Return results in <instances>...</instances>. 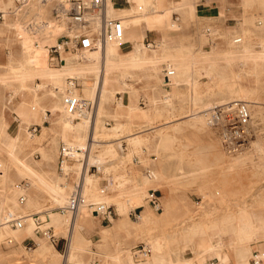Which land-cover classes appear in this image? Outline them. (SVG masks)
Returning <instances> with one entry per match:
<instances>
[{
  "label": "rangeland",
  "instance_id": "obj_1",
  "mask_svg": "<svg viewBox=\"0 0 264 264\" xmlns=\"http://www.w3.org/2000/svg\"><path fill=\"white\" fill-rule=\"evenodd\" d=\"M55 1L57 0H50L46 3V15L43 13L45 10H40L39 12L32 11V13H28L23 17V24L25 27L29 28L32 26L31 30L33 31V33L31 30L26 31L27 34H24V36L35 42L41 39L48 41L47 47L55 43L53 38L55 35L57 37L61 31V28H55L53 25L54 22L52 21L51 6L52 2ZM122 2L124 1L118 0L117 4H122ZM117 4L116 6H118ZM14 7L15 5L13 4L10 10ZM121 7L126 6L123 4ZM157 12H159V9L152 6H143L136 14H140L141 20L146 21L149 15L156 14ZM128 15L129 14L112 16V18L121 19L125 33L130 31L129 26L134 24L126 20ZM246 15L249 19H252V29L243 34L242 38L252 43L255 47H258V43H264V29L262 28L258 31L254 29L262 26L264 23V7H254V9L247 11ZM41 16L42 18L40 19ZM176 18H179L178 21ZM172 19L176 23H180V16L178 13H173ZM41 20H43V22ZM44 22H46L47 25H44ZM28 23L31 25H28ZM34 24L36 27H34ZM181 24L182 28L177 31L157 30L146 32L143 31L140 26V33H143L142 42L144 39L154 41L155 46L152 48L147 47L145 42L143 43L147 49L156 50L158 48L156 45H159L158 37L161 34L168 39L185 41L188 38L196 40L195 33H197V31L195 28L197 25L204 28L217 27V29H220L215 21L205 22L201 20H192L186 24L185 22H181ZM37 26L40 27L37 29ZM226 26L234 27L235 24H226ZM33 28L37 31H34ZM39 29L43 30H41L42 33H39ZM54 32L56 34H54ZM49 33H53L54 36L51 37ZM215 41L218 42L219 40L216 39ZM207 42V45L203 47L205 50L209 49V45H212V38L208 36ZM16 47L17 37L15 31L13 29L3 28L0 31V74L8 70L10 52ZM199 54L200 52L197 56ZM97 55L99 56V51H97ZM66 56H68V62L71 64L76 65L79 63L78 61H81L80 63L82 64L89 62L87 59H83L85 54L81 56L82 58L75 54H63L64 59ZM14 57L13 55V58ZM47 65L52 68H58V66L62 64H51L47 56ZM219 65L223 67H219L218 73H223L227 76L237 74L239 76V78L236 79L237 82L255 88L256 90L255 94L250 96L248 100H256L262 103L260 106L263 107L259 109L252 107L251 113L257 130L251 142L258 141L260 143L259 147H252L253 145H249V147L241 153L235 155L225 154L221 148L217 134L211 130L207 124L203 128H194L184 124L187 118L183 116L189 114L186 110H184L186 113L180 116L170 114L168 118L160 117L149 122L142 119L133 120L127 133L123 132L111 136H109L110 133H108V130L117 122L127 125L130 123L129 118L127 116H104L100 121L101 128L105 131L106 135L102 137L94 135V138L95 141L105 140V143L94 142L95 145L92 147L91 155L100 157L108 141L112 144V154H105L100 164H93L98 167L99 170L97 172H94L93 169L88 170L89 165L86 166L87 172L92 179L90 185L92 191L90 192V199H88L87 203L98 204L93 198H108L109 201L102 203L113 206L117 216L112 220V223L103 224L98 218L91 215L90 212L92 209L87 206L89 215L86 220L88 221V226L82 227L77 234L69 239L66 231H68L71 224L60 229L49 219V213L52 211L60 213L62 219H70L68 213H62L59 210V208L64 205H59L52 201L32 179L17 176L10 169L8 172L11 174V184L15 185L17 203L25 205L26 202L31 199L34 204L27 213L41 216L43 212H47L48 226H51L54 236L58 238V243L57 246H52L43 236L34 235L33 229L23 242L21 240L18 241V238L16 240L11 234L0 236V264H60L67 253L69 254L72 250L73 243L76 246V250L81 252L82 260L81 262L77 260L72 261V264H112L106 257L107 254L114 253L121 248L125 249L122 250L123 252L127 250V253L131 256L134 263L138 264L145 261L148 256L143 260H134V254L139 256L140 253L138 249L145 246L149 251L148 255H150L152 250L150 241L157 236L173 234L189 224L203 225L205 227V233H196L189 244L184 248L185 250L181 248H171L172 257H184L189 259L195 257L198 252H200L201 248L199 247V242L203 240L204 243L207 242L205 239H211L212 233L218 232L220 237L226 236L230 227L228 218L236 217L239 212H245L246 215L251 218L257 217L262 219L264 224V72L259 73L257 79L256 75H254L256 72L252 70V64L250 62L243 63L242 61H238L232 63L231 66H226L220 61ZM194 77L199 83V93L202 98L204 96V100L210 89H214L211 88L213 83L209 80V76L206 72L204 73L200 65L196 66ZM80 78H83L81 85L84 88L86 86H94L97 80V77L94 75H80ZM75 79L76 87L80 89V80L77 78ZM125 81L131 84L137 91V106L144 110L149 109L152 105L150 98L157 94L153 86L154 81L149 80L141 73H133L132 77L125 79ZM208 87H210V89ZM84 88L75 90L73 94H78L84 98H93V96L87 95L85 92L87 90H84ZM217 89L218 88L215 87V91H217ZM1 93L0 109L6 104L9 90L0 86V94ZM188 93L189 92L185 88H181L176 92L173 101L177 109L176 111H178L179 108L188 107L190 103L187 99ZM141 100L145 102L144 106L140 104ZM13 102H15L14 99ZM112 103H114V95L107 105H105L110 113L117 110L120 105V103L114 105H112ZM10 106L12 107L13 104ZM96 111L97 107L95 112ZM74 122L82 121L78 120ZM43 124L45 126L49 125L48 121H45ZM37 129L38 132L35 135L39 136L41 134L40 126H38ZM144 132H148V134L145 135L146 141L137 149L133 148L128 137H125L127 134L139 135ZM115 138L120 140L114 141L113 139ZM62 143L68 145L66 140L63 142L55 133L48 132V134L43 137L40 145L53 156V159L50 160L51 163L49 166L43 163L36 167L39 171L53 177L59 175L57 180L60 184H65L67 186L66 197L69 198L72 186L77 182V179L69 182L58 170L57 156L59 147ZM74 144L76 143L74 142ZM142 149L145 150V153L141 152ZM240 155L246 156L245 158L237 159ZM134 157H138L140 162L138 165L133 161ZM0 158H5V154L1 150ZM30 159L33 163H39L41 161L40 152L38 150H33ZM77 165L79 168L81 167V158L78 160ZM138 166H141L145 172H141ZM152 173L159 174L153 175ZM140 176H152L154 182L150 188L158 189L162 196V211H155L150 206H146L143 200L141 201L140 206L143 207L140 208L138 212L142 209H147L152 219L151 223L145 225L140 223V217L133 219L129 216V211L134 209L130 202H127L125 205L124 213L117 207L115 202V200L123 202L128 199L127 194H125L126 183L129 184V181L132 179L136 180ZM109 177L112 178V185L106 186L103 179ZM21 182H26L28 184L27 190L25 191V199L22 202L19 200L21 191L17 188ZM101 189H104V191L101 192ZM145 194L146 192L143 197ZM64 204L66 205L67 202ZM5 212L6 209H2L0 198V222ZM40 219H43V217ZM213 224L214 226L211 227ZM24 227L26 228L23 223L21 228H9L14 229L17 235L24 231ZM8 238L13 239L14 243L5 245L4 242ZM261 239L264 240V238ZM39 246L46 247L47 251L45 256H39L34 252ZM55 259H57V263H55Z\"/></svg>",
  "mask_w": 264,
  "mask_h": 264
},
{
  "label": "bare ground",
  "instance_id": "obj_2",
  "mask_svg": "<svg viewBox=\"0 0 264 264\" xmlns=\"http://www.w3.org/2000/svg\"><path fill=\"white\" fill-rule=\"evenodd\" d=\"M26 1H27L26 5L23 10H20L17 7H14L13 9L10 10V7H12V5L14 4V0H0V11L3 12L2 21L0 22V31L3 28L13 29L17 37V47L10 52L9 65L7 68L8 70L0 74V86L12 92V98L10 103L5 104L4 106L8 107V109L10 110H14L15 107L18 105V100H16L17 97H21V102H25V104L29 106H33V108L37 110V114H38L37 123L40 124L41 134L39 136L34 135V137L32 138L31 134L28 131H26L27 124L22 123L21 128L22 130H25V135L21 137L22 145H24L25 143L29 145L31 141L33 142V144L36 143L40 144L43 137L48 132H53L56 135L60 134L65 137V133L67 131H71L76 135L74 142L77 144V146L80 147L81 150L79 152L75 150H71V159L70 161L66 162L63 167L64 168L63 176L66 177V179H68L69 182H71L78 179L79 177L81 167L79 168L77 165L78 160L84 157L83 150L87 149L86 145L89 139L87 136L86 124L88 123L90 126L93 117L90 121L83 119L81 120L82 122H77L75 123V125L74 124L72 125V123H70V120L71 122H73V120L70 117H68V115L65 113L61 102L62 97L67 93L66 90L67 78L65 77L67 76L68 78L78 77V76L80 77V75H85V76L94 75L98 77L99 56L97 55V51L99 50H91L87 53H84L86 58L84 57L83 59H87L89 61L88 63L85 64L77 63L76 65L71 64L68 62L69 60L68 56H66L65 64H62L61 67L59 68L49 67L47 65L48 41L41 39L38 40V42H35L30 40L28 37L24 36V34L25 35L27 34L26 31L31 30L32 26L27 28L23 24V17L26 16V14L32 13V11L39 12L40 10H45L46 3L43 2V0H26ZM59 1H63V0H59ZM127 1L131 6V9L128 10L117 7L112 2V0H106L108 16L112 17L116 15L119 16V15L136 13L143 6H152L156 9H159L158 0H127ZM43 13L46 15V10ZM42 16L40 17V19L42 18ZM161 17L162 15H160V13L157 12L156 14L149 15L146 19L158 20ZM41 21L43 22V20ZM44 23H45L44 25H47L46 22ZM28 25L31 24L28 23ZM53 25L55 26V28L58 29L61 28V26L55 23H53ZM34 27H36L35 24ZM38 27L40 26H37V29ZM41 30L39 31V33L41 32ZM49 34L51 37L54 36L53 33L52 34L49 33ZM54 34L56 33L54 32ZM216 39H218L219 41L216 42L215 41ZM56 40L57 37L55 35L53 41ZM214 42L215 45L212 51L208 53L200 52L198 56L190 55L192 54L190 50V43L187 42L185 43L183 51H185V53L189 55L178 54L173 56V58L171 59L172 62L169 65H167V70L165 72L158 68L156 69L153 68L146 71V73L144 74L146 78H148L151 81L153 80L154 82H159L160 86H162V88L160 87L156 89L157 94L151 99L152 105L150 107L149 112L155 110L156 112L161 114V117H167V118L170 117V114L172 115L176 114L180 116L188 112L189 114L183 116L184 118H187L184 124L194 128H203L206 125V114H205L206 110H208L213 105L242 100L249 102L251 108L252 107L256 109L263 108L262 106H260L262 105V103L256 100L255 101L248 100L250 96H253L255 94L256 92L255 88L248 87L242 83L237 82L236 79L239 78L237 74L227 76L223 73L222 74L218 73L217 71L219 70V67H223L219 65L220 61L223 65L226 66H231L232 63L238 61L240 62L242 61L243 63L250 62L252 64V70L256 72V74L254 75H256L258 79L259 73L264 72V43L260 42L258 43L259 46L255 47L252 43L243 40L242 34L239 31L231 32L225 30L223 31L222 29L216 35H214ZM256 48L258 49L261 48V49L258 50ZM113 50H115L114 46H111V44L106 45L107 62L105 65L106 66L105 80H112L119 75L118 74L119 72H116V70L110 71L112 70V68H114L112 66V64H114L113 54H112ZM142 52L144 53L143 50ZM13 55L15 56L14 58ZM145 58L146 56L143 55L142 57L135 60L130 59L131 66H135L138 62L140 63L143 62ZM198 65L202 66L204 73L205 72L207 73V75L210 78L209 80L213 83L211 88H214V89H210V87H208L210 91L208 92L207 95L208 97L206 96V99L204 100H203L204 96L202 98L199 93V83L194 77V72L196 66ZM191 69H193L194 72H192ZM133 73L134 72H132V74ZM36 78L40 80V83H38L37 85L34 84ZM163 86H167V89L165 90H167V92L169 93V95L165 99L162 98V93L164 92ZM215 87L218 88L217 91H215ZM76 88L77 87L71 89V94H73L72 92ZM181 88L183 89L185 88L189 92L187 94V99L189 100L190 103L187 108H179L178 111H176L177 109L175 108L173 101L176 92ZM85 92L89 96H94L91 90H87ZM73 95L81 97L78 94H73ZM13 99L15 100V102H13ZM89 99H93V98H89ZM11 104H13L12 107L10 106ZM3 108L4 107H1L0 110L2 111ZM47 110H49L52 114L59 112L65 117L62 116L57 120H50L49 126H44V125L42 126L41 121L43 118H47L46 116ZM184 110H186V112H184ZM93 140L96 143H103V141H95V138ZM128 140L130 141V144L135 149H137L146 141V138L137 136L132 138L128 137ZM94 145L95 144L93 143L90 145L89 148H91V151ZM249 145H253L252 147H259L260 143L258 141H252L250 142ZM18 150L19 149H16L15 152H8V155L10 157L9 160L10 164L13 167H15V165H21L22 172L24 174H26L29 178L32 177L34 179L36 177L39 183V188L45 193L54 196L55 199L58 198L61 199L60 203L68 202V198L66 197L67 186L66 188H60L58 186H55V181L59 175L53 177L42 171H39V169H37L36 167L39 164H43V163L49 166L51 163L50 160H52L50 153L45 149L40 148L39 152L41 154V161L39 163H35V162L33 163L30 159L31 153L29 151L30 150L29 146L27 149L22 148L21 153L18 152ZM245 156L246 155H240V157H238L237 159L245 158ZM4 166L5 163L0 162V167L3 168ZM152 174L156 175L159 173H152ZM80 178L82 179V173L80 175ZM5 180H9L8 177H6ZM3 182H4V178L0 177V195L2 196L4 195L6 199L3 208L6 209V212H10L15 216L20 217V214L24 213L25 210H23L20 207V205L17 203V196H16L17 192L15 188L4 189V186L2 185ZM153 182L154 180L152 178L150 180H144V183H139L137 179L136 180L132 179L131 181L128 182L129 184L126 183L125 194H127L128 199L123 201L125 203L115 200L117 207L120 208L124 213V207L127 204V202H130L132 204V207L134 208L140 206L144 193L147 191L149 187H151L152 185L151 183ZM91 183H92V179L90 175H87L85 179L82 180L81 191H82L83 203L79 207V210L75 214L70 216V219L68 218L62 219L61 217L62 215L57 212H50L49 214L50 221L60 229L71 224L69 227H71L70 230L71 229L73 230L72 236L77 234L82 227L88 226L87 225L88 221L86 220V218L89 215L87 210V205H88L87 201L88 199H90L89 196H90V192L92 191L90 188ZM93 199L97 203L109 201L108 198H99V199L93 198ZM139 217H140L139 221L142 225L149 224L152 222L151 216L147 211V209H142ZM228 220L230 223L229 224L230 227L229 230L227 231L228 233L226 235L227 238L226 243L228 249H230L234 255L235 264H251L249 260L251 258L252 259L254 258V255L251 253V247H252L251 243H254L256 240L260 238H264V224L262 219H259L257 217L251 218L247 216L245 212H239L236 215V217L233 218L230 217L228 218ZM23 223L26 226L27 235L30 234L32 232L34 225L32 216L24 217ZM213 226L214 224L211 227ZM204 228L205 227L203 225L189 224L184 226L180 231L174 232L173 234H165V235L157 236L152 241H150L151 249H152L151 254L148 255V258L145 261L140 262L138 264H206L205 263L206 256L219 257L223 251L221 249V245L218 244L207 245L206 248L201 249L200 252H198V254L195 257L190 259H186L184 257L182 258L172 257L171 255L172 247H174L175 249L181 248L182 250H185L184 248L189 244V242L192 240V238L196 233L198 232L205 233ZM15 232L16 231L14 229L9 228V226L7 225H2L0 227V236L11 234L17 240V235L15 234ZM205 240L207 242H210L211 239L208 238ZM72 246L73 248L66 256L65 260H67V262H72L75 260L81 262L82 260L81 252L76 250V246L74 243L72 244ZM123 249L124 248H121L114 253L107 254L106 257L112 262V264H136L131 259V256L127 253L128 251L126 250L125 252H123L122 251ZM46 251L47 249L45 246H39L37 249L34 250V252L39 256H45ZM56 260L57 259H55V263H57ZM223 260L224 262H226L227 260L226 255H224ZM255 262H257V260Z\"/></svg>",
  "mask_w": 264,
  "mask_h": 264
},
{
  "label": "crops",
  "instance_id": "obj_3",
  "mask_svg": "<svg viewBox=\"0 0 264 264\" xmlns=\"http://www.w3.org/2000/svg\"><path fill=\"white\" fill-rule=\"evenodd\" d=\"M112 2L116 5L118 3V0H112ZM170 3V4H169ZM124 4L126 7H121ZM126 4V5H125ZM14 5L15 0H14ZM119 8L123 9H131V6L129 2H122V4H117ZM158 6H159V13L162 15L161 18L158 20H141V15L140 14H129L128 17H126V20L131 21L134 23L133 25L131 24L130 31L125 33L126 36V41L121 43H108L111 44V46H114L115 50H113V60L114 64L112 66V70L110 71H115L119 72L118 76L115 77L112 80H105V65L107 62V54H106V44L105 47L101 50H99V60H98V67H99V75L97 77V80L94 84V86H86L85 88L81 85V82H83V78L80 77H72V78H77L80 80V85L81 88L84 90H91L93 93V98H96V107L97 111L95 112L92 123L89 126L87 124V136H88V141H87V149L86 153H84V159L87 160V165L90 164H100L101 159H103V156L105 154H112V147H111V142L108 141L107 145H105V148L103 149L100 157H95L91 155V148L90 145L93 143L94 144V135H97L99 137H102L106 135L105 131L102 130L101 128V119L104 116H113V117H120V116H127L129 118V122L127 125L123 124L121 122L115 123L108 131L109 136L115 135L118 133H123V132H128L130 124L133 120H138L142 119L144 121H153L156 118H160L161 114L156 112L155 110L152 112H149V109H142L137 106L136 104V95L137 91L135 90L134 87H132L131 84L127 83L125 79L132 77V72L135 74L141 73L145 74L147 70L150 69H160L162 71L167 70V65H169L172 62V58L175 55L181 54H187L185 51H183L185 43L189 42L190 43V50L192 54L190 55H196L199 52L203 53H208L212 51L214 48L215 42H214V35H216L221 29L224 31H231V32H240L242 35L245 34L246 32L251 31L252 29V19H249L247 17V11H250L254 9V7H264V0H158ZM1 12V11H0ZM2 17H3V12ZM168 13V14H166ZM173 13H178L180 16V23H176L172 19ZM179 18H176L178 21ZM2 20V19H1ZM0 20V21H1ZM192 20H201V21H215L219 25L220 29H217V27L210 28V27H200L197 25L195 30L197 33L196 35V40L188 38L185 41H176L174 39H168L166 38L163 34H161L158 37L159 45L156 50H151L147 49L146 46L144 45L143 42L149 41L145 40L142 42L143 38V33H140L139 27H142L143 31L149 32V31H177L182 28L181 22L189 23ZM226 24H235L234 27H228ZM233 28V29H232ZM264 29V23L262 26L257 27L254 29L255 31H258L260 29ZM206 32H204V31ZM234 30V31H232ZM249 30V31H248ZM215 31V32H214ZM217 31V32H216ZM204 32V33H203ZM163 33V32H162ZM208 36L212 38V45H209V49L205 50L203 47L207 45V39ZM154 42V41H152ZM197 48V49H196ZM144 51V53L142 52ZM188 51V50H187ZM143 55L146 56L145 60L143 62H138L135 66H131V60L130 59H138L142 57ZM189 55V54H187ZM81 57V56H79ZM82 58V57H81ZM84 58V57H83ZM78 64L81 61H78ZM134 65V64H132ZM164 66V67H163ZM61 67L58 66V68ZM193 67V66H191ZM192 72H194L193 69H191ZM68 78V77H67ZM71 78V77H70ZM38 80V82H37ZM40 83L39 79H35L34 84L37 85ZM153 86L155 89L157 88H162L160 86L159 82H154ZM152 86V87H153ZM76 88L75 90H80ZM164 92L162 93V98L165 99L169 93L167 92V86H163ZM73 90V92L75 91ZM72 92V93H73ZM128 94V95H127ZM2 95V94H1ZM0 95V97H2ZM114 95V103H120L119 108L117 110H114L113 113H110V111L106 108L105 105L111 100L112 96ZM82 97V96H81ZM12 98V92L9 91L8 99H6V104L10 103ZM84 98V97H83ZM152 98H150L151 100ZM18 100V105L15 107L14 110L8 109V107L4 106L3 110H0V150L4 152L5 158H0V162H4L5 166L2 168L0 167V177L4 178L3 186L4 189H13L15 185L11 184V174L8 172L10 169L15 173L17 176H23V177H28L26 174L22 172L21 165H15L13 167L10 164V157L8 155V152H15L16 149H19L18 152H22V148H28L29 146V151L32 154L33 150H38L41 147L40 144L36 143L33 144L31 141L30 144L28 145L25 143L22 145L21 142V137L25 135V130H22L21 125L22 123L27 124L26 131H28L31 134V137L33 138L34 135L38 132L37 127L40 126V124L37 123L38 119V114L37 110L33 108V106H29L25 104V102H21V97H17ZM140 104L142 106L145 105V102L143 100L140 101ZM95 107V110H96ZM149 112V113H148ZM50 113V114H49ZM46 116L47 118H43L41 121V125L43 126L45 121H48L50 125V120H57L58 118L62 117L63 115L59 112L56 113H51L49 110L46 111ZM65 117V116H63ZM67 118V117H66ZM180 118V117H179ZM183 118V117H182ZM74 122V121H73ZM70 120V123L72 125H75V122L73 123ZM77 123V122H76ZM38 125V126H37ZM48 125V126H49ZM45 126V125H44ZM32 128H35V131L32 130ZM48 134V133H46ZM45 134V135H46ZM148 132H144L142 134H127L125 137H137L141 136L143 138H146L145 135H147ZM166 134V133H165ZM163 134V135H165ZM60 140L64 142V140L67 141L68 146L71 147V150L75 151H80V147L77 146V144H74L75 141V134L71 131H67L65 133V137L58 134L56 135ZM122 138V137H119ZM114 141L120 140L118 138L113 139ZM105 143V140L103 141ZM118 144V143H115ZM86 148V147H85ZM134 148V147H133ZM84 149V148H83ZM28 152V150H27ZM142 153H145V150H141ZM59 154V151H58ZM51 155V154H50ZM52 159L53 156L51 155ZM58 160V156H57ZM133 161L138 165L139 159L138 157H134ZM109 162V161H108ZM139 170L141 172H145V170L141 167L138 166ZM32 169V168H31ZM81 170V168H80ZM89 175L87 170L85 172L82 171V180L85 179V177ZM8 177L9 180H5V178ZM29 178V177H28ZM35 184L39 186V183L37 181V178L35 177L34 179L31 177ZM152 179V176H140L137 178L139 183H144V180H150ZM103 182L107 186L112 185V178H104ZM26 182H21L19 184H25ZM27 184V183H26ZM153 184V183H151ZM28 185V184H27ZM55 186H58L60 188H66L65 184H60L58 180L56 179L55 181ZM18 188V187H17ZM18 190H20L18 188ZM27 190V189H26ZM149 190H154L156 191V194L159 196V200L161 203V211H162V196L161 193L158 189H151L150 187L147 189L146 194ZM21 191V190H20ZM44 192V191H43ZM22 193V191H21ZM45 193V192H44ZM145 194V196H146ZM52 201H54L56 204L59 205H64V203H60L61 199H55L54 196H51L48 193H45ZM25 196V192H24ZM145 196L143 197L144 204L146 206H149L148 203H146ZM1 202H2V209L3 206L5 205L6 199L4 195H0ZM65 199V198H64ZM115 200V199H114ZM33 202L31 199H29L25 205H20V207L25 210L24 213L20 214V217H27L31 216V213H27L29 210H31L33 206ZM29 206V207H28ZM111 206V205H110ZM143 206H137L134 209L137 211L142 208ZM90 208V207H89ZM113 210V218L109 221H107L105 218H103L101 215L95 214L92 211L90 212L92 216L98 218L101 223L103 224H110L112 223V220L117 216L116 210L111 206ZM91 209V208H90ZM60 210V208H59ZM133 210V209H132ZM129 211V216L131 217V211ZM54 212V211H52ZM61 212V211H60ZM141 212V211H139ZM58 213V212H57ZM50 214V213H49ZM38 214H34L32 216H35ZM19 217V216H18ZM38 217H43L44 218V224L41 226V228L45 227H50V230L52 232L51 226H48L47 222V212H43V215ZM33 218V217H32ZM34 224V221H33ZM10 227V226H9ZM71 228V227H70ZM70 228L68 229L67 234L68 238L70 239L72 237V232L73 230ZM17 229V228H16ZM34 235H41L40 233L35 232V224L33 228ZM53 233V232H52ZM27 231L26 228L24 227V231L20 232L17 234L18 241H25L27 237ZM42 236V235H41ZM44 237V236H43ZM211 240L210 242H205L204 240L199 242V247L203 249L207 245H221L222 249V254L217 257V256H206L205 258V263L206 264H235V258L233 253L231 252L230 249L227 247L226 243V236L220 237L218 232H214L211 234ZM46 238V237H44ZM56 238V237H55ZM47 239V238H46ZM48 240V239H47ZM57 243H58V238H56ZM49 241V240H48ZM50 242V241H49ZM14 243V240L11 238H8L5 240L4 244L5 245H11ZM56 244H52V246H57ZM251 243V242H250ZM251 253L254 255V258L250 259L249 262L251 264H264V240L263 239H258L254 243H251ZM68 255V253H67ZM66 255V256H67ZM226 255V262H224L223 257ZM147 257V256H146ZM145 257V258H146ZM66 258V257H65ZM65 258L62 260V263L60 264H72V262H67ZM134 260H136L135 257H133ZM143 258V259H145ZM193 258V257H191ZM257 258V259H256ZM139 259V260H143ZM190 259V258H189ZM257 260V262H255ZM78 264V263H76Z\"/></svg>",
  "mask_w": 264,
  "mask_h": 264
},
{
  "label": "built area",
  "instance_id": "obj_4",
  "mask_svg": "<svg viewBox=\"0 0 264 264\" xmlns=\"http://www.w3.org/2000/svg\"><path fill=\"white\" fill-rule=\"evenodd\" d=\"M50 0H43L47 3ZM128 2L127 0H123ZM26 0H15V7L20 10L26 5ZM52 21L61 26L60 34L54 44L48 47V59L52 64H65L63 54H75L82 56L91 50H101L108 43H121L125 40V29L121 19L109 17L107 14L106 0H63L52 2ZM2 13L0 12V20ZM147 47H154L152 41H145ZM171 74V72H170ZM75 78H67V93L62 97V107L65 113L73 121H90L95 114L96 99L83 98L71 94V89L76 87ZM252 108L249 102L237 100L232 102L213 105L206 110V124L213 130L220 141L223 152L227 155L241 153L249 147L251 139L254 138L257 130L252 118ZM35 131V128H32ZM86 153V149L83 150ZM71 159V147L61 144L58 154V170L64 174V165ZM87 160L81 158V170L77 182L72 186L68 202L60 208L62 213L70 216L75 214L83 203L82 181L80 175L85 172ZM97 172V166L91 164L88 170ZM87 170V171H88ZM22 193L19 196L20 202L24 201V192L28 185L19 184L17 186ZM104 189H101L103 192ZM146 202L155 211H161V203L156 191L149 190L145 196ZM93 213L101 215L107 221L113 218V210L105 203L88 204ZM35 224V232L46 237L50 243L56 244L57 240L51 232L50 227L41 228L44 218L38 215L32 216ZM139 212L136 209L131 211V218L137 219ZM24 217H18L10 212H5L1 217V225L14 228H21ZM137 252V251H136ZM140 255L134 257L143 259L148 256L147 247L138 249Z\"/></svg>",
  "mask_w": 264,
  "mask_h": 264
}]
</instances>
